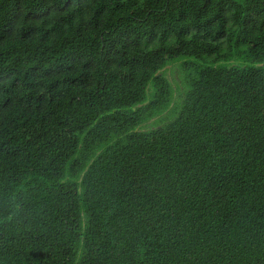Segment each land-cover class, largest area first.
Wrapping results in <instances>:
<instances>
[{
  "label": "trees",
  "instance_id": "16d2710c",
  "mask_svg": "<svg viewBox=\"0 0 264 264\" xmlns=\"http://www.w3.org/2000/svg\"><path fill=\"white\" fill-rule=\"evenodd\" d=\"M0 264H264V0H0Z\"/></svg>",
  "mask_w": 264,
  "mask_h": 264
},
{
  "label": "rangeland",
  "instance_id": "374dc122",
  "mask_svg": "<svg viewBox=\"0 0 264 264\" xmlns=\"http://www.w3.org/2000/svg\"><path fill=\"white\" fill-rule=\"evenodd\" d=\"M164 74L166 78L169 80V82L172 85L173 88V101L172 105L169 109L175 104V102H178L180 98L183 96V92L185 90V84H184V72L179 67V63H173L168 65L164 69ZM154 120L148 122L145 124L146 128L144 129H150L152 128V123Z\"/></svg>",
  "mask_w": 264,
  "mask_h": 264
}]
</instances>
